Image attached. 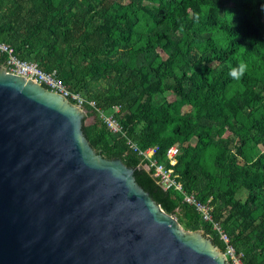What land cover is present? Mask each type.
I'll list each match as a JSON object with an SVG mask.
<instances>
[{
  "label": "trees",
  "instance_id": "obj_1",
  "mask_svg": "<svg viewBox=\"0 0 264 264\" xmlns=\"http://www.w3.org/2000/svg\"><path fill=\"white\" fill-rule=\"evenodd\" d=\"M148 1L136 5L85 0L84 11L76 13L67 0H0V42L43 70H56L70 90L95 98L105 112L120 105L125 135L110 131L98 116L83 122L92 147L133 168L137 183L166 212L187 229L201 227L222 251L225 244L212 222L184 202L181 192L165 190L127 139L141 149L158 145L156 159L167 167L165 149L178 143L174 174L185 192L194 193L200 185L201 158L227 161L233 139L220 135L244 126L247 134L238 148L242 154L250 149L254 158L242 167L234 165L235 156L228 161L227 187L213 206V219L227 232L236 252L242 253L244 264H264V152L255 155L258 144L264 147V0ZM129 55L135 56L134 61L143 58L147 66L138 67L134 61L131 66ZM241 62L248 70L234 80L230 69ZM203 65L209 69H194ZM91 81H104L107 93H96ZM165 91L173 98L162 95ZM193 137L196 142L189 145ZM239 187L248 192L245 201L233 199ZM211 193L194 194L212 204L207 198ZM227 208L229 216L240 220L237 227L229 226V217L223 216Z\"/></svg>",
  "mask_w": 264,
  "mask_h": 264
},
{
  "label": "water",
  "instance_id": "obj_2",
  "mask_svg": "<svg viewBox=\"0 0 264 264\" xmlns=\"http://www.w3.org/2000/svg\"><path fill=\"white\" fill-rule=\"evenodd\" d=\"M84 111L0 65V264H230L134 169L96 151Z\"/></svg>",
  "mask_w": 264,
  "mask_h": 264
},
{
  "label": "built area",
  "instance_id": "obj_3",
  "mask_svg": "<svg viewBox=\"0 0 264 264\" xmlns=\"http://www.w3.org/2000/svg\"><path fill=\"white\" fill-rule=\"evenodd\" d=\"M3 57V66L8 72L23 76L35 83L47 86L49 90L60 93L73 104L84 110L87 105L99 112L107 128L113 133L125 135L122 121L125 120V113L122 112L120 105H115L112 111L107 113L97 107L95 101L88 100L82 96L80 92L70 90L58 77L57 71H45L36 61L20 58L14 51L13 47L5 42H0V58ZM130 148L137 151L142 157V165L146 169H153V176L158 178L165 190L174 189L183 194V201L193 205L199 212L204 221L212 222L213 228L217 230L220 239L225 244L224 253L230 264H244L242 261V253H237L234 246L231 244L230 237L223 229L222 225L213 219V206L210 200L204 202L199 200L194 193L184 191L183 185L177 180V175L174 174L173 166L177 163V155L179 153V144L175 143L165 149V155L170 166L159 162L156 155L160 150L158 145L150 146L146 149H141L130 138L127 139Z\"/></svg>",
  "mask_w": 264,
  "mask_h": 264
},
{
  "label": "rangeland",
  "instance_id": "obj_4",
  "mask_svg": "<svg viewBox=\"0 0 264 264\" xmlns=\"http://www.w3.org/2000/svg\"><path fill=\"white\" fill-rule=\"evenodd\" d=\"M68 3L72 4L73 7V12H78V13H82L86 7V3H84L85 0H67ZM123 3H128L130 1H133L136 5L138 4H150V2L148 0H119ZM89 15V14H88ZM263 16H264V11H263ZM157 51L159 52V54L165 58L167 57V53H165L161 48H158ZM119 52L115 53L114 57L116 58L119 54ZM129 63L130 65H134V63L132 61H134L135 56L133 55V58L130 57L129 55ZM148 61H150V59H147ZM137 62V66L139 67H143V65L146 64V61L143 58H136ZM197 69L199 71H205L207 69H209V66H200L198 68H194ZM126 85V84H125ZM90 86L93 87V90L96 91V93L99 94H104L107 93L109 86L108 84H106L104 81L101 82H95V81H91L90 82ZM115 86V85H114ZM166 95L169 99L173 98V95L168 92L165 91V93H163L162 95ZM134 100L136 99V96L132 97ZM86 99L88 100H92L97 102V100L95 98H91L88 97L86 94ZM157 99L160 100V95L157 96ZM189 110V109H188ZM84 113L86 115L85 118V124L90 123L91 121H93L95 119L96 116H98L99 118H101V115L98 113H94L91 107H85L84 108ZM236 131H232L229 129H226L222 132V134L220 135L223 139H233V144L230 145V151H229V155H228V160L227 161H214L211 157H204L201 158V164H202V168L199 170V189L198 190H194L192 192L199 194L202 193L203 191H208L211 190L212 193L207 197L209 199H211L212 201V206H216L220 203V192L224 191L225 188L227 187V178H228V168H227V163L228 161L231 159L232 156H235L236 158L234 159V165L242 167L247 165L246 163L253 159V154L251 153V150L246 148L245 153L243 152L240 153V150L238 148V142L240 141L241 137L247 134L246 128L244 126H237ZM251 139H253L252 136H250ZM113 136L110 134H108V139L110 141H112ZM196 142V138H190L189 140V145H194ZM257 153L255 152V155H260L264 152V147L262 144H258V146H256ZM245 154V155H244ZM246 171H243V175L246 176ZM234 187V185H233ZM248 192L243 189V188H238L236 193L233 196V199H240L241 201H245L246 197H247ZM230 211L229 208L224 210V214L223 216L226 217L228 216L230 219L229 222V226H235L237 227L238 223H240V220H235L233 216H229ZM174 217H176L175 215H173ZM177 218V217H176ZM182 225V224H181ZM183 226V225H182ZM185 228V227H184ZM187 229V228H186ZM200 230H203L201 227L198 228ZM191 230V229H189ZM207 236L211 237L210 234H206ZM212 239V238H211ZM220 251L222 252V250L220 249ZM224 252V251H223Z\"/></svg>",
  "mask_w": 264,
  "mask_h": 264
},
{
  "label": "clouds",
  "instance_id": "obj_5",
  "mask_svg": "<svg viewBox=\"0 0 264 264\" xmlns=\"http://www.w3.org/2000/svg\"><path fill=\"white\" fill-rule=\"evenodd\" d=\"M248 65L244 62L238 63L236 66L230 69V76L234 80H240L246 74Z\"/></svg>",
  "mask_w": 264,
  "mask_h": 264
}]
</instances>
